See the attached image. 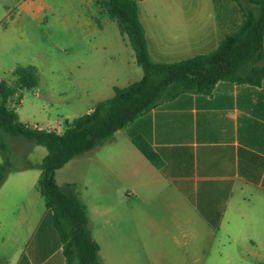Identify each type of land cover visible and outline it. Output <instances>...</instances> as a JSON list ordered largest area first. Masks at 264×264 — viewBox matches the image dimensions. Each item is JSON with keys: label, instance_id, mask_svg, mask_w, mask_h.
<instances>
[{"label": "rangeland", "instance_id": "374dc122", "mask_svg": "<svg viewBox=\"0 0 264 264\" xmlns=\"http://www.w3.org/2000/svg\"><path fill=\"white\" fill-rule=\"evenodd\" d=\"M227 3L138 1L150 58L157 61L160 57L163 63L179 58L169 50L173 41L182 39L177 27L195 21L208 23L201 26L205 30L218 15H229ZM209 50L202 46L198 52ZM17 65L35 66L37 84L20 89L19 98H10L7 105L29 126L58 131L65 121L71 122L110 97L114 86H125L142 76L116 20L94 0H0V80L11 83ZM4 141L12 168L0 185V261L24 242L29 224L24 210L35 212L36 204L43 203L36 183L46 154L43 145L23 137L5 134ZM109 145L98 148L100 152H93L96 148L88 155L75 156L55 172L58 185L70 181L81 185L79 197L87 206L104 264L258 263L244 242L250 231L243 234L231 229L235 238L231 241L227 227L209 234L198 221L191 223L172 208L141 203L146 193L140 177L122 160L125 157L117 147L104 152ZM104 195L113 203H100ZM108 208H112L109 213Z\"/></svg>", "mask_w": 264, "mask_h": 264}, {"label": "crops", "instance_id": "0c3cea01", "mask_svg": "<svg viewBox=\"0 0 264 264\" xmlns=\"http://www.w3.org/2000/svg\"><path fill=\"white\" fill-rule=\"evenodd\" d=\"M223 2H228L225 8L229 15H218L205 30L201 26L208 23L195 21L177 27L182 39L173 41L169 50L179 58L171 62L206 53L198 52L202 46L215 49L239 23L237 5L231 0ZM118 31L126 37L119 28ZM144 34L147 43L145 29ZM195 36L198 37L193 40ZM161 61L159 57L155 62ZM135 135H140L158 155L159 167L135 147ZM106 144L110 145L104 152L117 147L125 157L122 160L130 163L140 177V186L146 193L141 203L172 208L191 223L198 221L209 234L221 227L228 228L229 236L233 228L243 234L250 231L244 242L251 247L257 264H264V79L258 83L218 80L208 93H178L115 131L93 152H100L98 148ZM131 172L127 168V173ZM76 184L80 194L82 187ZM101 198L100 203H113L108 195ZM34 208L35 212L32 208L24 210L29 224L21 248L4 256L0 264H65L61 242L44 201ZM143 212L153 217L147 210ZM234 240L233 237L231 241ZM124 248H128L126 239Z\"/></svg>", "mask_w": 264, "mask_h": 264}, {"label": "trees", "instance_id": "16d2710c", "mask_svg": "<svg viewBox=\"0 0 264 264\" xmlns=\"http://www.w3.org/2000/svg\"><path fill=\"white\" fill-rule=\"evenodd\" d=\"M139 0H94L110 18L115 19L132 48L136 65L142 70L140 79L98 101L88 112L71 122L65 121L61 131L31 127L19 120L7 105L22 88L37 84L33 65H17L11 72V83L0 80V185L11 170L4 135L23 137L43 145L46 154L36 189L50 213L52 225L61 242L65 264H103L99 245L93 239L85 203L75 182L58 185L55 172L75 156H80L109 141L141 114L181 92L208 93L218 80L258 83L264 79V0H231L241 14L235 27L226 33L217 47L178 61L162 63L150 58L144 29L138 17ZM132 143L154 166H160L158 155L140 136Z\"/></svg>", "mask_w": 264, "mask_h": 264}]
</instances>
